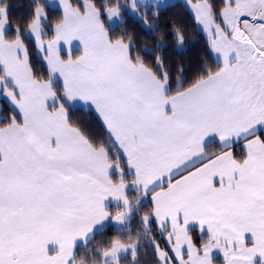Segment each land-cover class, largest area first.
<instances>
[{"label":"snow or ice","instance_id":"6c2138e0","mask_svg":"<svg viewBox=\"0 0 264 264\" xmlns=\"http://www.w3.org/2000/svg\"><path fill=\"white\" fill-rule=\"evenodd\" d=\"M186 3L0 0V264H264V0Z\"/></svg>","mask_w":264,"mask_h":264},{"label":"trees","instance_id":"16d2710c","mask_svg":"<svg viewBox=\"0 0 264 264\" xmlns=\"http://www.w3.org/2000/svg\"><path fill=\"white\" fill-rule=\"evenodd\" d=\"M41 2L43 3V0H41ZM11 3L13 5L12 15L14 17L23 18L27 15L29 11L28 0H11ZM49 15L50 19L52 17L59 16V11H52L49 9ZM125 19L127 20V23L122 25V28L135 34L136 42L139 47L147 45V47L151 49L153 47L154 41L150 37L149 33L141 26L134 16L126 13ZM153 23L155 22L153 21ZM173 23L185 25L189 33V41L186 43L184 48L179 49L175 46L171 36H169L167 38L168 46L164 52V55L173 62L182 61L183 63L190 64L193 67L196 66L199 62L200 55L206 50V38L203 33L197 29L193 21L192 14L181 1L169 4L167 8L161 10L159 20L161 30H169ZM120 31L121 26H117L116 32L118 33ZM145 55L148 54L145 53ZM34 63H36L38 68H42V64L39 61H34ZM77 116L86 123L87 127L92 132L96 134L102 133V129L99 127L94 117L86 115L83 112H78ZM133 226L138 227V225L135 224ZM114 234L115 233L113 229L109 228L102 236H97V239L99 237H102L101 239H103L105 236ZM195 235L199 237L197 231H195ZM142 259L145 260L146 264H152L150 253L146 256H142Z\"/></svg>","mask_w":264,"mask_h":264},{"label":"crops","instance_id":"0c3cea01","mask_svg":"<svg viewBox=\"0 0 264 264\" xmlns=\"http://www.w3.org/2000/svg\"><path fill=\"white\" fill-rule=\"evenodd\" d=\"M178 1H181L184 5H185V7L190 11V13H191V9H190V7L187 5V3H186V0H166V3L169 5V4H172V3H175V2H178ZM193 2H194V0H193ZM192 14V13H191ZM202 32V31H201ZM203 33V32H202ZM203 35L205 36V38H206V35L203 33ZM5 102L3 101V100H0V105H3ZM197 231V233H198V235H199V237L202 235L201 233H199V231L198 230H196ZM218 256H222V255H220V254H217V260L219 259L218 258Z\"/></svg>","mask_w":264,"mask_h":264},{"label":"rangeland","instance_id":"374dc122","mask_svg":"<svg viewBox=\"0 0 264 264\" xmlns=\"http://www.w3.org/2000/svg\"><path fill=\"white\" fill-rule=\"evenodd\" d=\"M125 2H127V1H125ZM129 15H130V14H129ZM131 16H132V15H131ZM101 238H102V237H99V238L97 239V241L101 240ZM81 254L83 255V251H81ZM218 258H219L218 260H222V256H218Z\"/></svg>","mask_w":264,"mask_h":264}]
</instances>
